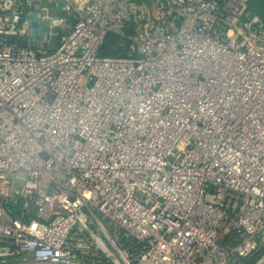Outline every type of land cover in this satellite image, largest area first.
I'll return each instance as SVG.
<instances>
[{
    "label": "built area",
    "instance_id": "1",
    "mask_svg": "<svg viewBox=\"0 0 264 264\" xmlns=\"http://www.w3.org/2000/svg\"><path fill=\"white\" fill-rule=\"evenodd\" d=\"M252 1L0 0V264H264Z\"/></svg>",
    "mask_w": 264,
    "mask_h": 264
},
{
    "label": "trees",
    "instance_id": "2",
    "mask_svg": "<svg viewBox=\"0 0 264 264\" xmlns=\"http://www.w3.org/2000/svg\"><path fill=\"white\" fill-rule=\"evenodd\" d=\"M251 8L256 14L264 18V0H253L251 3ZM106 42L108 43V46L102 51L103 55L111 54L115 51L113 47H115L116 38L113 35H109L106 38Z\"/></svg>",
    "mask_w": 264,
    "mask_h": 264
},
{
    "label": "water",
    "instance_id": "3",
    "mask_svg": "<svg viewBox=\"0 0 264 264\" xmlns=\"http://www.w3.org/2000/svg\"><path fill=\"white\" fill-rule=\"evenodd\" d=\"M33 18V21L31 22V30H30V34L32 36H35L37 37L38 36V33H39V22L36 20L37 16L36 15H32L31 16Z\"/></svg>",
    "mask_w": 264,
    "mask_h": 264
},
{
    "label": "rangeland",
    "instance_id": "4",
    "mask_svg": "<svg viewBox=\"0 0 264 264\" xmlns=\"http://www.w3.org/2000/svg\"><path fill=\"white\" fill-rule=\"evenodd\" d=\"M46 29H45V26H42V35H41V37H43L44 35V31H45ZM54 42H55V44H58V40L55 38L54 40H53Z\"/></svg>",
    "mask_w": 264,
    "mask_h": 264
}]
</instances>
